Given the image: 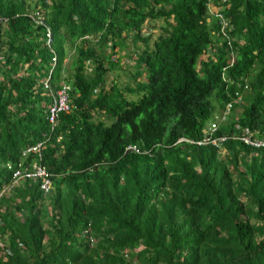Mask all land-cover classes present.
<instances>
[{
    "label": "trees",
    "instance_id": "obj_1",
    "mask_svg": "<svg viewBox=\"0 0 264 264\" xmlns=\"http://www.w3.org/2000/svg\"><path fill=\"white\" fill-rule=\"evenodd\" d=\"M243 128L264 137V0H0V264H264V147ZM36 142L47 193L10 184Z\"/></svg>",
    "mask_w": 264,
    "mask_h": 264
},
{
    "label": "built area",
    "instance_id": "obj_2",
    "mask_svg": "<svg viewBox=\"0 0 264 264\" xmlns=\"http://www.w3.org/2000/svg\"><path fill=\"white\" fill-rule=\"evenodd\" d=\"M43 86L47 87L46 81L43 82ZM68 91L69 86L67 84H61L60 87H58L54 93L51 94V98L49 101V104L47 106V114L46 119L49 123L50 130L54 127L56 116L59 112L68 111L69 110V104H68ZM216 128V125L214 122H212L208 128V133L211 134ZM208 136L205 137L200 143L207 142ZM211 142L218 146V141H221L224 139L223 136H219L217 139L210 138ZM239 140H242L244 142L252 143L253 145L261 144V142H251L246 136L239 137ZM41 142H37L33 145L27 146L22 151V154L27 153H34L37 154L39 151V148L41 146ZM12 177L14 180L18 178H31V177H40L45 179L47 177V173L44 171V169L39 166L38 164H22L21 162H17L16 168L12 171Z\"/></svg>",
    "mask_w": 264,
    "mask_h": 264
},
{
    "label": "clouds",
    "instance_id": "obj_3",
    "mask_svg": "<svg viewBox=\"0 0 264 264\" xmlns=\"http://www.w3.org/2000/svg\"><path fill=\"white\" fill-rule=\"evenodd\" d=\"M52 54H54V53H52ZM112 57H113V59L112 60H116V55L115 54H112ZM233 54H231V56L229 57V59L227 60V64H228V66L229 65H231L232 64V62H233ZM55 63H56V57H55V55H51V57H50V67H49V70L47 71V74L45 75V77H42V78H40V80H39V84L41 85V87H42V89L43 90H48L49 89V86H48V80H49V78H50V73H51V70H52V68L54 67V65H55ZM44 81H46V84H47V87H44L43 86V82ZM61 84H67V83H65V82H62ZM60 84V85H61ZM60 85L59 86H57L53 91H52V93H54V91L58 88V87H60ZM68 86H69V84H67ZM51 93V94H52ZM237 104L238 106H237V110H240L241 108H242V105H243V100L241 99V97L239 96V94L238 93H234V95H233V97H231L226 103H225V105H224V107L222 108V109H220V110H218L217 112V114H214V118L218 121L219 119L221 120V121H224V120H226V118H227V114H228V112H229V109H230V107H231V105L232 104ZM47 120V119H46ZM212 122H210V124H211ZM215 123V122H214ZM210 124H209V126H210ZM215 125H216V123H215ZM209 126L207 127V128H209ZM54 128V127H53ZM52 128V129H53ZM49 130H50V128H48ZM51 129V130H52ZM216 129V128H215ZM243 136H246L248 139H249V141H251V142H261V144H258V145H253L252 143H248V142H244V141H242V140H239V137H243ZM46 137L47 136H45V139H46ZM207 137V136H206ZM219 136H217V137H210V138H212V139H217ZM224 137V136H223ZM205 137H201V138H199V139H197V140H195V141H193V140H188V139H183V138H179L178 139V141L180 140H183V141H187V142H189V143H194V144H196V145H198V146H203L205 143H207V142H204V143H200L203 139H204ZM232 138L233 139H235V140H237V141H239V142H241V143H243L244 145H246V146H249L250 148H252V149H257V148H261V147H264V137H257V136H254V132L253 131H250V130H247L246 128H243V130H242V132L241 133H239L238 135H233L232 136ZM224 139H225V137H224ZM222 141V140H221ZM221 141H218V146L217 147H220L221 145H220V142ZM37 143V142H36ZM33 145V144H32ZM220 145V146H219ZM30 146V145H29ZM27 147V146H26ZM25 147V148H26ZM24 150V149H23ZM22 150V151H23ZM125 150H136V147H135V145H133V144H128V145H126V147H125ZM22 151H21V161H17V162H21L22 164H23V159H25L26 158V155H28V154H31V153H27V154H22ZM17 162H16V164H17ZM16 164H15V166L13 167V166H11V179H10V184L12 185V186H14V185H17V183L19 182V181H21V180H24V179H37V178H40V177H31V178H18V179H16V180H14L13 179V177H12V171L16 168ZM28 165H31V163H27ZM33 164V163H32ZM43 168V167H42ZM44 169V168H43ZM45 171V170H44ZM46 172V171H45ZM47 173V172H46ZM47 176H48V174H47ZM41 180H43V182H44V187L42 188L43 189V191L45 192V193H47L48 192V190H50L49 189V183L47 182V177L45 178V179H43V178H40ZM11 186V187H12ZM0 241H2V240H0Z\"/></svg>",
    "mask_w": 264,
    "mask_h": 264
},
{
    "label": "rangeland",
    "instance_id": "obj_4",
    "mask_svg": "<svg viewBox=\"0 0 264 264\" xmlns=\"http://www.w3.org/2000/svg\"><path fill=\"white\" fill-rule=\"evenodd\" d=\"M129 62V60L127 61V63ZM129 64V63H128ZM123 80H124V78L123 77H121V79H120V81L121 82H123Z\"/></svg>",
    "mask_w": 264,
    "mask_h": 264
}]
</instances>
